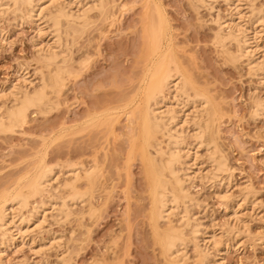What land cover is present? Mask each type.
Returning <instances> with one entry per match:
<instances>
[{"label": "rangeland", "instance_id": "374dc122", "mask_svg": "<svg viewBox=\"0 0 264 264\" xmlns=\"http://www.w3.org/2000/svg\"><path fill=\"white\" fill-rule=\"evenodd\" d=\"M58 1L62 6L63 0ZM73 2L76 11L79 8L82 11L86 3L84 7L89 8L92 4L94 7L97 3L101 8L94 7L90 12L92 23L75 36L69 46L71 52L66 53V61L62 63V58H59L60 67L72 71L68 70L71 73L67 71L64 75L65 83L63 81L59 94H52L48 110L42 113L33 109L23 126L15 127V130H0V209L9 207L19 193L30 194V189L26 190L43 166H53L58 177L53 181L57 191L52 187H43L41 193L38 191L36 195L29 196V208L42 199L48 201L51 195L56 194L59 200L67 195L68 191L59 186L70 177L68 165L71 162L82 161L85 167L98 162L97 165L101 166L100 178L84 201L72 205L68 217L58 215L56 207L61 200L53 196L54 202L59 203L54 207H47L50 204L45 207L40 226H33L26 232L25 239L16 235L17 239L13 238L9 243L3 242L0 237V264H63L64 259L67 264H200L194 258L197 256L191 242V226L185 229V235L189 237L186 241L188 260L178 263L167 256L159 239L160 235H164L167 221L161 220L158 226L152 220L154 204L151 203V187H148L150 182L145 159L139 154L142 129L136 107L145 96L144 78L151 64L149 46L154 36L160 34L158 21L161 18L166 31L163 34L167 33L163 36L170 40L164 38L165 43H172L183 69L193 80L194 90L191 92L206 93L210 97L216 143L231 169L230 181L225 178L222 182L216 181L215 185L209 184L207 178L185 177L186 188L193 197L192 203L187 204H190L194 219L198 218L203 223L202 230L215 228L227 243V249L219 252L212 247L206 248L207 252L210 251L205 264H264V117H255L252 113L254 101L264 99V78L260 71L259 77L251 73L246 57L232 61L226 49L216 40L217 32L221 30L215 19L220 16L228 20L230 6L225 0ZM235 2L239 6L236 16H240L238 19L241 18L242 23L251 24L253 11H262L264 16V0ZM9 5H0V105L8 101L4 96L9 89L7 86L20 83L24 77L34 80V85H37L41 70L51 71L47 70L45 60L39 56L37 44L41 43V38L34 24L13 4ZM263 20L248 25L249 35L255 29L258 31L260 41L257 40L261 46L264 45ZM48 31L49 27L46 33L41 34L45 42L51 38ZM252 43L254 47L255 41ZM227 45L226 48L237 50L235 41H228ZM260 49L254 50L256 55L253 57L261 62L264 58ZM30 85L29 88L33 84ZM141 85H144L143 89ZM163 94L172 96L169 89H164ZM124 101L132 102L130 105ZM106 102L118 107L113 116L99 123L90 121L91 115H87L94 112L97 106L100 109L103 105L108 107ZM192 105L188 104L184 110L190 121L194 110ZM106 120L112 124V130L108 129ZM192 127L190 123V132L186 130L187 135L183 134L187 137L185 144L189 143L188 147L197 150V165L203 166L207 172L211 168L206 154L208 150L202 144L195 147ZM226 176L228 173L223 177ZM81 183L83 189L88 187L85 181ZM44 196L48 199L42 198ZM155 206L158 207L157 204ZM231 208L237 211L236 217H230ZM182 209L183 205L176 211ZM25 211L27 214L28 209ZM177 218L175 214L171 215L175 223ZM199 240L205 248V242Z\"/></svg>", "mask_w": 264, "mask_h": 264}, {"label": "bare ground", "instance_id": "6f19581e", "mask_svg": "<svg viewBox=\"0 0 264 264\" xmlns=\"http://www.w3.org/2000/svg\"><path fill=\"white\" fill-rule=\"evenodd\" d=\"M73 1L70 2L69 0L68 1L63 0L62 2L63 5L61 6L60 5L61 2H59L58 0H1L0 5L8 6V4H10L9 6H11L13 4L12 6H15L14 8L19 10L20 13L22 12L23 15H26L25 16L26 18H29L32 21L38 35L41 38V43L37 42L38 43L37 45H39L38 48L39 56H41L45 60L46 62L45 66H47L48 68L47 70L48 71L51 70V71L44 72L43 70H41L42 71V72L40 71L41 76L39 77L40 79H39V83L37 82L38 83L37 85H34L36 84L34 83V80L28 79V77L27 78L24 77L20 81V83L7 86L9 88V89L7 88L8 92H5V95L1 93L2 96L4 95L6 98H8L7 99L8 101L6 100L7 102L1 103L0 105V130L1 129L15 130L14 129L15 127L17 128L23 126L25 123L28 122L30 112L33 109H36L37 111H40L42 113L47 111L48 108L51 106L53 100L52 94L54 93L57 94L60 91L65 78L64 75L67 73L68 70L72 71L70 68H67L68 70H64L66 69L65 67L64 69H62L59 64L62 61H66L65 60V56H67L66 53L69 54V52H71L69 46L73 44L74 39H76L75 36L79 32L81 33L83 29H85L92 23L93 18L91 19L90 12L94 9V7L101 8L100 5H96L97 3L94 5V7L93 4L89 8L84 7L87 4L86 3L82 7L83 8L82 11L80 8H79L80 10L78 9L76 11L73 8V3H74ZM225 1L231 8L230 17L228 18V20L227 19L223 20V18H221L220 16L215 19L218 20L216 21L217 22L216 24H219L218 25L220 26L219 30H221L217 32L216 40H218V43H220V45H222L223 48L226 49L227 53H229L228 56L232 61H237L240 58H242V56L246 57L248 59L247 65L251 73H254L257 76L260 73H262L261 77L264 78V65H263L264 61L263 60H262L263 62L262 61L260 62L259 60L256 61L254 58L255 57L254 50L257 49L258 51V48L259 49L261 48L260 50H262L263 52L262 57L264 58V45L261 46L259 44L258 42L259 39L257 38L259 34L258 31H256V29L253 31V34L249 35L248 33L250 28V27L248 28V25L252 26V23L254 22L258 23L263 20L264 16L262 15V11L261 12L253 11L251 24L248 23L246 24V22H243L245 23L243 24L242 23L243 20L241 21L240 20L241 18L238 19L240 16L239 15H238L239 17L236 16V14L239 11V6L235 2V0H225ZM55 2L57 3L59 2L58 4L61 7H58L57 3L55 5ZM200 2H205V0H200ZM8 8H12V7H8ZM156 9L157 8H155V11ZM23 11H25L26 14ZM162 20L163 19L161 18L158 21L160 24V30H159L160 34L154 36V38L151 40V46H149L150 55H151L149 63L151 64L149 65L144 78V82L146 81L143 92L145 96L143 95L144 98H141L140 102L137 104L136 107L140 114L139 116L137 115L139 117L138 120L140 125L139 127H141L142 129L141 130L142 139L140 141L141 150L139 151V154L142 155L145 159L146 169L148 172V178L150 182V185L148 187L149 188L151 187L150 189L151 200H152L151 203L154 204L152 205L153 207L151 206L152 220L155 221L157 224L160 223L161 220L167 221L166 222L167 227L165 229L164 235L163 236L160 235L159 237V239L164 244V248L167 256L172 261L178 263H185L188 260L189 256H188V252L186 251V247L188 246V243L186 241L189 240V237H187V234L185 235V229L191 226L190 234H192V237L191 236L190 237L192 240L191 241L192 245L194 244L195 254L197 256L194 258L195 259L197 258L196 260H198L197 261L198 263L200 262V264H205L206 262L205 260L209 255L208 252L210 251L209 250L207 252L206 248L208 249L212 247L215 251L219 252L222 249L225 248L227 249L226 247L227 243L222 240L221 235H219V233L216 232L215 228L210 227V229H207L206 227L204 230H202V228H204L203 223L201 221H198L199 220L198 218L194 219L193 214L191 213L192 212L191 207L189 206L190 204H187L190 201L192 203L193 197L191 198L190 191L186 188L187 186L185 185L187 181L186 178L189 179L207 178L209 184H214L216 183V181L222 182L225 178L226 180L230 181V177L232 175L229 172V170L231 169H229L230 166H228L226 157L222 154L220 150L221 147H219L218 144L216 143L217 140L215 139L216 138L214 134L215 130L213 129V123H212L213 115L211 114L212 109L210 107L211 106L209 100L210 97L206 95V93H204L205 94L204 95V94H198L199 92L197 93L195 92V94H193L194 92L193 93L191 92V90H194L193 80L191 76L183 69L181 61L178 58L179 56H177V54L174 52V46L172 45V43L167 42L170 40L166 39L167 37L166 38L164 37L165 35H167V33L165 35L163 34L166 31L164 25L161 23ZM43 23H45L46 25L45 24L43 25ZM254 24L253 26H255ZM47 25L50 28V32L48 31V33L51 35V38H49V40L47 39L48 41L46 40L45 42V40L44 41L42 40L41 34L46 31V29L48 28V27L46 28ZM164 38L167 40L166 43ZM253 40L255 41L254 47L252 46V44L254 43V42L252 43ZM228 41L231 42L235 41V45L237 43V47H236L237 50L235 49L236 51H232L228 49L229 47L226 48ZM59 58H62V60L60 59L61 62L59 61ZM259 71L260 73H258ZM68 75L71 76V74ZM140 78L142 80V77ZM29 84L31 85L33 84L32 87L30 85L31 88H29ZM141 86H142L141 89H143L144 85ZM164 89H169L173 97L172 96L166 97L165 94H163ZM197 91H199V89ZM171 98L173 100H171ZM134 100L135 99H133V101ZM129 101H124V102L130 104L132 101L128 103ZM188 104L189 105L193 104L192 106L194 107V110L191 112L193 113V117L191 121L188 120L189 118L186 117L188 116V114L184 111L185 107L188 106ZM109 105L107 104L108 107L106 108L105 105H103L102 107L100 106L101 109L98 108L97 106V109L95 108L94 112L87 115V116L91 115V117L89 116L90 117L89 120L94 122L97 121V123H99V121H102L104 118H110L111 116H113L114 111L118 107L114 105L112 106L110 103ZM123 106H125V104ZM252 108H253L252 113L255 117L257 116L259 117V115H262L264 117L263 98L261 99L257 98V100L254 101ZM120 109L121 108H119L118 110ZM132 116L134 117L135 115ZM190 123H192L193 126L192 128L194 129L191 135L194 137L193 139H195L194 142L195 145L202 144L203 146L207 147L208 152L206 151V154H208L209 163L211 164V168H209L207 172L204 171L203 166L197 165L198 164L197 163L198 161L196 162L198 155L197 150L193 151L192 149L193 147H188L189 143L186 142L187 144H185V139L187 137L185 138V135L183 134H186V130L189 131L188 128ZM106 125L108 129L112 128V124H110L108 121L106 122ZM129 131L131 130L129 129ZM197 145L195 147H197ZM185 147L186 148L188 147L187 150ZM134 149L137 150L136 147ZM97 164L98 162L95 163L94 166L89 165L90 167L88 166L85 167V163H83L82 161L81 162L74 161L73 163L71 162V164L68 165L69 166L68 173L70 174V177H68L66 180L64 179L65 181H63V183L60 184L61 186L58 185L59 188L63 187L64 190H66V192L68 191L67 192L68 196L66 195L67 197L65 196L62 200L60 198L61 201L55 197L56 194L49 196V199L48 197L44 196L42 198H46L48 199V201L42 199V201L38 202L37 204H34L32 208L31 207L29 208V199H28L29 196L31 195L34 196V193L36 195V192L38 191L41 193V189L43 187L44 189L45 187H50V188L52 187V189L54 190L56 189L57 191V188L56 187L54 188L53 186L54 185L53 181L57 180L58 177H56L57 175H55L56 173L52 169L53 166L51 165L52 168L50 166H49L50 168L48 166L47 167L43 166L41 172L37 174V176H35L33 180H31L32 181L31 182L32 184H30L31 187L30 188L28 187V190H26L28 192L30 189V194L29 193L25 194L24 192V194L20 195L19 193V195L18 196L16 195L17 197L13 199L14 200L13 203L10 206L8 205L9 207L7 208H5L6 206L4 208L1 207L3 208L2 209L3 211L0 209L1 210L0 237L3 239V242L6 241L12 243L10 241H12L13 238H16L17 236H19V238L20 237L24 238V234L26 232L30 231L34 227L36 228L37 226L39 227L40 226L39 221L41 220L40 218L45 214L44 210L47 209L45 207L49 204L51 206H47V207H52V206L54 207L57 205L56 203L58 201L54 202L56 201L54 200V197L55 199L60 201V203L59 202L58 203L61 205V206L59 205L60 208L59 206L56 207L58 208L57 211H59L58 215L65 214V216L68 217L72 212L71 210L72 205L75 206L77 201H82V200L84 201V199L87 198L86 196L90 194L89 193L90 189L92 190V187H94L97 180L100 178V177L98 178V176L100 170L99 168H101V166L99 167V165ZM42 165H43V161H42ZM44 165H46V163ZM226 171L228 173V176L223 177L225 174H227ZM82 180L83 182L85 181L86 182L85 184H87L88 186L85 189H83L82 187L83 184L81 183ZM59 183L60 182L58 181V184ZM221 197H227V196L222 195ZM155 204H157L158 207H156ZM181 205H183V209L176 211L179 208H181ZM231 207L233 208V206ZM232 208L229 210L231 211L230 217L231 216L236 217L237 211H235ZM27 209L28 211L26 214L25 210ZM174 214L178 216L177 218V221L179 222V223L177 222L178 224L175 223L173 219H171V215ZM229 223L230 221H228L227 224ZM199 236H202V238H199ZM199 239L205 242V248H202ZM62 261L63 264H67V261L65 259Z\"/></svg>", "mask_w": 264, "mask_h": 264}]
</instances>
